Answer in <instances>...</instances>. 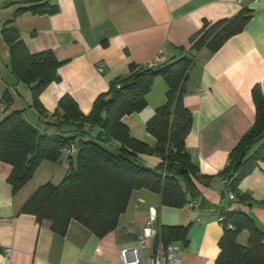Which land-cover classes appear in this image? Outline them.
I'll use <instances>...</instances> for the list:
<instances>
[{"label":"crops","instance_id":"1","mask_svg":"<svg viewBox=\"0 0 264 264\" xmlns=\"http://www.w3.org/2000/svg\"><path fill=\"white\" fill-rule=\"evenodd\" d=\"M42 1L0 0V119L20 110H25L26 119L32 109L30 87L18 82L10 70L2 28L12 20L30 53L52 50L63 62L58 69L60 82L40 96L46 112L53 114L60 99L70 95L81 112L89 115L110 82L127 76L131 65H146L161 54L173 62L189 54L206 24L233 19L245 9L251 11V18L216 52H199L185 84L184 103L193 117L186 148L200 173L213 177L209 185L196 183L202 198L197 209L189 204L165 206L160 194L141 189L132 193L113 232L98 237L73 220L65 235H59L48 221L39 223L21 210L40 186L66 176L69 161H44L16 194L8 183L12 168L0 162V264H9L7 249L10 264H119L120 249L136 245L151 207L158 209L161 230L159 238L149 241L143 251L146 262L158 242H163L162 228L181 226L187 229L186 238L171 243L183 245V264H217L224 234L219 211L224 206L246 212L264 231V161L240 182L243 200L236 193L233 200L223 198L225 184L220 176L230 153L255 123L254 88L264 96V0L241 4L238 0H49L58 6L56 14L16 16L20 7ZM167 90L166 82L157 78L146 97L147 107L123 118L130 135L152 148L157 141L146 131V124L165 104ZM5 93L11 105L2 100ZM141 155L150 167L162 163L156 155ZM246 232L241 235L248 240Z\"/></svg>","mask_w":264,"mask_h":264},{"label":"trees","instance_id":"2","mask_svg":"<svg viewBox=\"0 0 264 264\" xmlns=\"http://www.w3.org/2000/svg\"><path fill=\"white\" fill-rule=\"evenodd\" d=\"M24 12L35 15H53L58 6L49 0L20 7L16 16ZM251 18L245 9L233 19L206 24L188 52L181 58L150 68L131 65L127 76L112 80L109 90L94 102L89 115L81 112L70 95L60 99L53 114H48L40 102L41 94L53 83L60 82L59 61L52 50L32 54L21 39L20 32L6 23L3 37L9 47L10 70L18 82L28 85L32 93L31 108L43 120L38 129L25 118V110L12 111L0 119V162L11 166L8 183L16 194L34 177L44 161H60L64 148L74 140L69 133L82 137L78 146L76 165L67 157L70 169L63 180L55 185L40 186L22 207L23 213L34 215L39 223L48 221L51 229L65 235L71 221L87 227L98 237L113 232L120 216L126 211L130 197L136 190L147 189L161 196L162 204L183 207L192 201L200 205L197 182L209 185L212 176L202 175L186 148V137L193 117L184 103L185 84L195 65L196 56L203 49L214 53L227 39L240 33ZM162 78L168 87L166 102L158 107L147 122L146 129L156 138L150 148L134 139L123 118L144 110L147 95L155 80ZM12 104L9 93L3 99ZM256 119L252 129L229 155V162L220 176L227 181L223 198L232 191L239 193L240 182L259 162L264 161V96L253 90ZM106 111V117L102 112ZM66 126L74 128L67 131ZM98 132L92 135V130ZM141 154L156 155L162 159L157 167L148 166ZM190 195L192 198L190 199ZM219 214L224 234L221 238L217 264H264V231L246 212L224 206ZM248 232L247 244H240L239 236ZM187 229L181 226L162 228L165 245L185 239Z\"/></svg>","mask_w":264,"mask_h":264},{"label":"built area","instance_id":"3","mask_svg":"<svg viewBox=\"0 0 264 264\" xmlns=\"http://www.w3.org/2000/svg\"><path fill=\"white\" fill-rule=\"evenodd\" d=\"M243 0H238V3H242ZM166 62L165 57L161 54L155 60L146 64L150 68H155ZM103 69H101L102 71ZM76 147L71 146L64 148L62 151L63 158L69 157L73 154ZM224 184H227L226 180H223ZM227 195L230 200L235 199V194L232 191H228ZM189 206L193 209L199 207L197 201H192ZM222 218H220V221ZM161 226L159 223V212L155 207L149 209L147 225L143 232L138 236L137 243L132 247L121 248L119 252L120 263L119 264H183V253L184 247L178 243H169L167 245L163 244L160 240L158 242L157 248L155 249L153 256L148 262L145 261L143 251L148 248L149 241L158 239L160 236ZM5 257L7 262L10 264L9 257L11 251L9 249L5 250Z\"/></svg>","mask_w":264,"mask_h":264},{"label":"rangeland","instance_id":"4","mask_svg":"<svg viewBox=\"0 0 264 264\" xmlns=\"http://www.w3.org/2000/svg\"><path fill=\"white\" fill-rule=\"evenodd\" d=\"M127 116H130V115H127ZM26 117H27L26 119L29 120L28 122H31L30 124H32L35 128H38V129L44 128V124H43V122H42V120L40 118L39 112L35 108H32L30 110V113H28ZM73 128H74L73 126H66L65 129L67 131H69V130H71ZM146 131H147V129H146ZM69 134H70V136L72 138H74V140L71 142V146H75L76 147L75 151L71 155L72 156V160H73V165L75 166L76 165L75 163L77 161L78 146H79V143H80V140H81L82 137L76 135L75 133L74 134L73 133H69ZM95 134H96V130L93 129L92 130V135H95ZM152 137L154 139H156L154 136H152ZM155 146H156V143H155ZM150 148H152V147H150ZM67 160L69 161V159H67ZM56 163H59V162H56ZM67 165H68V171H69V169H70V163L67 162ZM63 176H65V175H63ZM63 176L62 177H59V178H55L53 180V184H55V185L59 184L63 180V178H64ZM238 241H239L240 244H243V245H246L247 244V240H246V237L244 236V234L239 236Z\"/></svg>","mask_w":264,"mask_h":264},{"label":"water","instance_id":"5","mask_svg":"<svg viewBox=\"0 0 264 264\" xmlns=\"http://www.w3.org/2000/svg\"><path fill=\"white\" fill-rule=\"evenodd\" d=\"M102 117L105 118L106 117V111L102 112Z\"/></svg>","mask_w":264,"mask_h":264}]
</instances>
